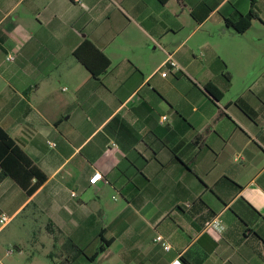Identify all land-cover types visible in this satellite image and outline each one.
Returning a JSON list of instances; mask_svg holds the SVG:
<instances>
[{
    "label": "crops",
    "instance_id": "0c3cea01",
    "mask_svg": "<svg viewBox=\"0 0 264 264\" xmlns=\"http://www.w3.org/2000/svg\"><path fill=\"white\" fill-rule=\"evenodd\" d=\"M252 9L245 32L228 23ZM85 39L111 60L99 77ZM263 41L264 0H0V127L48 177L32 195L0 179V264H57L49 220L84 248L72 264H264Z\"/></svg>",
    "mask_w": 264,
    "mask_h": 264
},
{
    "label": "trees",
    "instance_id": "16d2710c",
    "mask_svg": "<svg viewBox=\"0 0 264 264\" xmlns=\"http://www.w3.org/2000/svg\"><path fill=\"white\" fill-rule=\"evenodd\" d=\"M163 3L168 0H161ZM254 18H259V13L256 9L236 20H228V23L234 26L238 31L245 32L252 24ZM77 58L85 64L95 77H99L106 72L111 64L109 57L95 46L90 40L85 39L81 45L75 50ZM226 77L230 80L231 75L227 72ZM205 91L213 96L216 100L223 97V92L214 83H208L204 87ZM238 105L249 113L248 107L244 100H237ZM140 158L146 161L141 154ZM0 179L11 176L14 178L29 195L34 194L48 179L47 175L35 164L29 155L15 142L11 135L0 127ZM139 169V167L134 166ZM118 173H122V166L117 167ZM121 193L130 201H134L141 191V187L132 180L122 182L115 177L111 180ZM48 230L54 235L55 243L60 238H63L60 246L55 244L52 251L49 252L48 257L53 261L59 260L57 264H72L73 261L85 255V250L77 245L70 237H66L63 231L56 226V224L49 220L47 224ZM100 248L99 251H103ZM98 255V253H97ZM91 257L95 259L97 257Z\"/></svg>",
    "mask_w": 264,
    "mask_h": 264
},
{
    "label": "built area",
    "instance_id": "2783aa9c",
    "mask_svg": "<svg viewBox=\"0 0 264 264\" xmlns=\"http://www.w3.org/2000/svg\"><path fill=\"white\" fill-rule=\"evenodd\" d=\"M74 1L75 2H81V0H74ZM9 59H13V56H10ZM163 67H165V70L162 72V75L165 77L169 74V71H173L177 74L180 73V71H181V66L177 62V60L174 58L173 54L168 55L166 61L163 64ZM166 119H167V117L164 116V120H166ZM49 143L53 146L56 145V143H53V142H49ZM103 178H104L103 173L101 171H96L93 174V176L91 177V180H92V182H98V181L102 180ZM10 221H11V217L8 216L7 214L2 213L0 215L1 228L6 226ZM211 224L216 228L221 227L220 222L217 219L214 220ZM157 241L161 242L165 249H167V250L171 249V244L168 243L162 235L157 236ZM12 250L13 249H11V251ZM170 264H183V261H182L181 257H177Z\"/></svg>",
    "mask_w": 264,
    "mask_h": 264
},
{
    "label": "rangeland",
    "instance_id": "374dc122",
    "mask_svg": "<svg viewBox=\"0 0 264 264\" xmlns=\"http://www.w3.org/2000/svg\"><path fill=\"white\" fill-rule=\"evenodd\" d=\"M234 71L236 73V78L237 81L242 83L244 81V78L246 76V71L242 70L241 68L237 67L236 69L234 68ZM173 71H169V74L172 75ZM251 73V72H250ZM259 72H255L253 74V76H251L250 80L254 79V78H258L259 76L257 75ZM264 81V41L261 42V82ZM236 89H240V88H236ZM45 219V217L40 216L39 217V222L42 223V220ZM49 222V221H48ZM47 222V224H48ZM40 226L36 227V230L31 231V235L29 236L30 238V242L28 243V248L29 250H35L36 247L41 248L42 247V243L44 241V236H42L40 234ZM48 233V230L46 229V227L44 228V235H46ZM39 239L38 242H35L36 239ZM53 262V261H52Z\"/></svg>",
    "mask_w": 264,
    "mask_h": 264
}]
</instances>
